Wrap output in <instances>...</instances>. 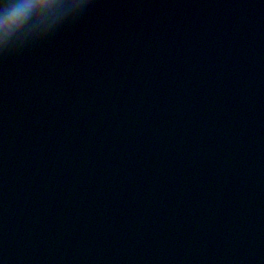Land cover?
Wrapping results in <instances>:
<instances>
[{
  "label": "water",
  "instance_id": "1",
  "mask_svg": "<svg viewBox=\"0 0 264 264\" xmlns=\"http://www.w3.org/2000/svg\"><path fill=\"white\" fill-rule=\"evenodd\" d=\"M0 264H264V0L0 31Z\"/></svg>",
  "mask_w": 264,
  "mask_h": 264
},
{
  "label": "clouds",
  "instance_id": "2",
  "mask_svg": "<svg viewBox=\"0 0 264 264\" xmlns=\"http://www.w3.org/2000/svg\"><path fill=\"white\" fill-rule=\"evenodd\" d=\"M38 0H4L0 5V31L5 33L19 28L37 7Z\"/></svg>",
  "mask_w": 264,
  "mask_h": 264
}]
</instances>
